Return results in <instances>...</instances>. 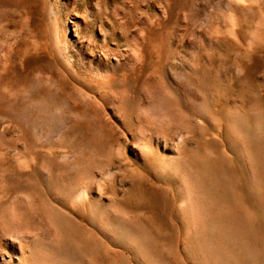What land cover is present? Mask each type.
Segmentation results:
<instances>
[{"label":"rangeland","instance_id":"rangeland-1","mask_svg":"<svg viewBox=\"0 0 264 264\" xmlns=\"http://www.w3.org/2000/svg\"><path fill=\"white\" fill-rule=\"evenodd\" d=\"M0 264H264V0H0Z\"/></svg>","mask_w":264,"mask_h":264}]
</instances>
